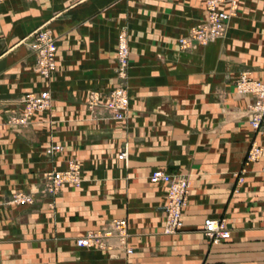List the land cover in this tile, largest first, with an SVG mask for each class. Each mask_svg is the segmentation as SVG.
I'll return each mask as SVG.
<instances>
[{"label": "crops", "instance_id": "crops-1", "mask_svg": "<svg viewBox=\"0 0 264 264\" xmlns=\"http://www.w3.org/2000/svg\"><path fill=\"white\" fill-rule=\"evenodd\" d=\"M235 1L224 36L187 50L178 39L205 18V0L0 1V264H264V121L250 127L244 110L253 96L235 91L243 71L264 82V0ZM42 26L56 38L48 80L30 50L29 35ZM121 33L129 107L114 119L86 104L92 91L119 83ZM43 90L47 109L8 123L23 111L21 96ZM251 142L261 157L244 163ZM71 159L81 185L41 195L43 174ZM156 169L190 182L173 234L163 232L167 188L149 180ZM17 191L35 203H6ZM119 218L130 254L76 245ZM206 218L222 219L229 238L207 237Z\"/></svg>", "mask_w": 264, "mask_h": 264}, {"label": "built area", "instance_id": "built-area-1", "mask_svg": "<svg viewBox=\"0 0 264 264\" xmlns=\"http://www.w3.org/2000/svg\"><path fill=\"white\" fill-rule=\"evenodd\" d=\"M1 1V0H0ZM228 2L230 10L225 12L219 8L221 3ZM205 18L192 26L187 35L178 39L179 47L183 50L196 45H207L224 36L227 28V20L234 14L237 8L235 0H205ZM30 50L35 56L34 68L44 79L48 80L56 68V38L51 30L45 26L35 29L30 35ZM129 51L124 34L118 38L116 55V77L118 85L103 95L98 91H92L88 97L87 107L90 110L96 107L103 108L109 117L124 119L129 107V97L125 86L128 73ZM235 91L238 94H250L253 101L250 102L244 115L253 130H258L264 121V82L251 79L248 72L239 74L235 82ZM23 103V111L19 115L12 116L8 123L25 124L35 111L47 109L50 104L48 90L29 92L20 97ZM59 145L51 147L52 150H60ZM261 148L251 142L245 152L244 163L260 160ZM118 158L126 161L128 158V146L123 145ZM151 183H162L166 186V202L162 208L164 215L163 232L173 234L183 227L182 211L186 206L189 196L190 182L184 175L170 174L164 170L156 169L149 176ZM238 182L241 177L238 175ZM63 184L74 187L81 185L80 165L71 159L66 168L50 171L43 174L41 179V195H57ZM36 201L34 195L23 191L12 193L6 203L13 205H32ZM203 232L212 241H221L229 238L230 232L222 219L206 218L203 221ZM128 223L125 218L112 219L106 228L96 231H88L78 237L75 243L78 247L113 250L124 248L127 254L132 252L128 246Z\"/></svg>", "mask_w": 264, "mask_h": 264}]
</instances>
